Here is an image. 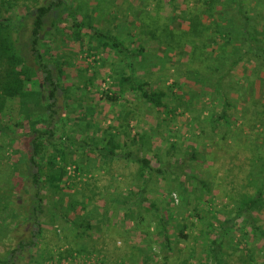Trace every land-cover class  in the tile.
Returning <instances> with one entry per match:
<instances>
[{
  "label": "rangeland",
  "instance_id": "obj_1",
  "mask_svg": "<svg viewBox=\"0 0 264 264\" xmlns=\"http://www.w3.org/2000/svg\"><path fill=\"white\" fill-rule=\"evenodd\" d=\"M63 1L68 8L53 9L40 33L58 83L55 113L49 87L36 83L32 96L8 100L0 115L8 128L0 130V260L29 242L34 227L36 245L24 247L17 264L67 248L73 256L60 264H210L214 238L213 264H264V205L236 214L264 183V78L238 64L217 89L230 58L214 72L223 47L210 43L222 42L213 23L227 24L228 14L213 20L201 0ZM52 2L0 0V18L34 68L29 29L19 24ZM247 4L264 14V0ZM89 26L131 54L104 45ZM129 77L164 91L166 107L156 110L130 82L119 83ZM223 111L225 121L215 122ZM34 128L53 129L56 140L36 163ZM109 136L115 156L104 157ZM137 156L153 169L141 173ZM50 161L66 162L58 190L45 180ZM39 202L42 212L30 216Z\"/></svg>",
  "mask_w": 264,
  "mask_h": 264
},
{
  "label": "trees",
  "instance_id": "obj_2",
  "mask_svg": "<svg viewBox=\"0 0 264 264\" xmlns=\"http://www.w3.org/2000/svg\"><path fill=\"white\" fill-rule=\"evenodd\" d=\"M201 2L204 5L206 14L213 20H215L217 16H220L219 13L222 15L228 14L226 16H229L228 20H226L227 24H225L222 20L213 23V25L217 27L215 28L214 33H217L220 36L222 42L220 43L216 39L213 40L210 45H213L212 48L216 47L218 44L223 47V49L221 47V49L216 48L217 50H221V52H217V56H219L222 61H219L218 68L215 67L214 72H218V69H221L224 62L230 58L227 70L222 74H218L216 77L215 83L217 89L221 90V88L224 87V79L228 77L230 70L238 66V64H241L243 67H245L246 64L251 65L250 67H255L254 70L252 69L254 75L258 76L260 79L264 78V76L260 75V72H256L261 64V66H264V14L257 15L250 12L252 10L248 8L247 0H201ZM60 6L68 8L66 2L63 0H57L56 3L52 2L48 5L39 6L36 9L35 14L31 17L30 22L27 23L26 19L20 21V28L29 29L28 52L30 53L36 68L29 64L27 58L21 53L19 45L17 44V39L12 38L10 22L6 18H0V115L3 114L8 100L21 99V101L24 102L26 98L32 96L34 92L33 88L36 83H44L49 87L47 97L49 100L48 107L51 110L50 115L55 113L53 107L57 97L58 83L55 81L50 64L45 61L44 55L47 53L44 54L41 51L40 33L44 26L45 17L50 14L53 9L59 8ZM69 13L72 15L74 14L72 9H69ZM73 20L74 24H79L76 19ZM89 28L93 27L89 26ZM93 30H95L97 35L103 36L106 39L104 45H113L126 52L128 55L131 54L128 52L129 49L118 41L114 35L98 32V30L94 28ZM190 30L195 31V25L192 23L190 25ZM229 45H232V48L229 49ZM216 49H214L213 52L216 51ZM227 56H229V58H227ZM246 68L247 67H245V69ZM199 73L201 74V72H197V74ZM131 77L123 78V80L119 78V83L121 84V81L130 82L131 89L139 91L143 101L150 104L156 110H161L163 107H166L163 101V98L166 95L164 91L153 88L147 81L136 82L132 80ZM245 79H247V77H245ZM203 81L204 78H201V82ZM110 98L115 99V97L112 96H110ZM226 102H228L227 99L224 103ZM226 116V113L223 111L217 119H215V122L218 123L221 119L225 121ZM0 130L6 131L8 128L7 126L0 125ZM33 131L36 132V136H34L31 140L33 152L30 160L36 163L35 158L45 153V146L56 145V140L52 139L54 134L53 129L47 128L46 130L41 131L38 128H34ZM42 134L47 135L42 138ZM106 142L110 145V147L105 149L104 146V152H102L103 149L101 148V155L104 157L115 156L114 150L116 149V144L113 142L112 137L109 136ZM129 155H132L130 151L127 152L126 156ZM136 159L142 165L140 169L141 173H143L147 167L151 168L149 159L146 157L137 156ZM65 165L66 162L64 161L62 165H57L55 161L49 162V172L46 174L45 180L50 188L58 190L61 188L62 184H65ZM34 176L37 177V175ZM263 190L264 183L262 184L261 190H258L252 198L243 202V206L237 210L236 214L238 215L239 213H243L245 210H250L251 208H262L264 205V199L262 198ZM41 206L42 204L40 202L34 206L31 209V213L29 212L30 216L34 217L36 212H42ZM1 222H3V220L0 219V223ZM82 225L85 227L88 226V224ZM163 225L164 224H162V226ZM37 229L35 230L33 227L31 240L27 243L21 242L18 245V248H12L8 258L0 260V264H17L15 261L17 254H21V251L26 246L31 248L32 245H36L34 239H37L40 232V230ZM260 232L264 238V232ZM164 235L165 237L167 236L166 230ZM180 235L185 238L187 237V235L183 233V228L180 230ZM166 241H168L167 238ZM211 245L212 247L209 249V253L211 254L210 264H213V262L217 260L220 243L217 241V238H214ZM72 254L73 250L67 248L65 250H60L57 253L42 256L41 260H39L38 257H31V260L34 264H60L62 260L71 258L73 256ZM54 259L56 260L54 261Z\"/></svg>",
  "mask_w": 264,
  "mask_h": 264
}]
</instances>
